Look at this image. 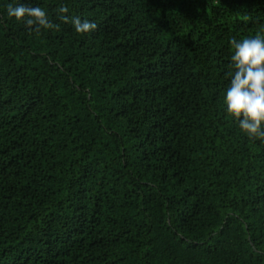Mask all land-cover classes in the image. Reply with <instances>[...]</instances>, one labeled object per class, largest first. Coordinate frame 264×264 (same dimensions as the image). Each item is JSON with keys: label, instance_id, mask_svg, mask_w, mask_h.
<instances>
[{"label": "trees", "instance_id": "trees-1", "mask_svg": "<svg viewBox=\"0 0 264 264\" xmlns=\"http://www.w3.org/2000/svg\"><path fill=\"white\" fill-rule=\"evenodd\" d=\"M258 34L264 0H0V264H264V138L224 99Z\"/></svg>", "mask_w": 264, "mask_h": 264}, {"label": "clouds", "instance_id": "clouds-1", "mask_svg": "<svg viewBox=\"0 0 264 264\" xmlns=\"http://www.w3.org/2000/svg\"><path fill=\"white\" fill-rule=\"evenodd\" d=\"M59 11L66 13L68 9L62 6ZM7 13L17 20L27 17L29 25L51 27L46 10L39 6L9 4ZM72 22L77 32L85 33L97 27L94 22L82 21L79 17ZM230 44L234 49L230 56L233 72L224 98L226 110L238 120L245 133L264 138V34L242 40L232 38Z\"/></svg>", "mask_w": 264, "mask_h": 264}]
</instances>
